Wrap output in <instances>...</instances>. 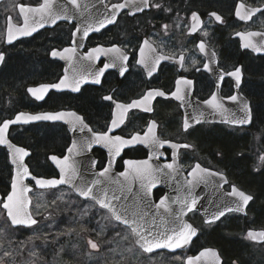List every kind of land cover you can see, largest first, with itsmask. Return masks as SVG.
I'll return each instance as SVG.
<instances>
[{"label":"flooded vegetation","instance_id":"af4514ba","mask_svg":"<svg viewBox=\"0 0 264 264\" xmlns=\"http://www.w3.org/2000/svg\"><path fill=\"white\" fill-rule=\"evenodd\" d=\"M45 3L5 0L0 4V127L19 114H68L69 126L82 139L80 144H73L72 131L61 123L13 126L8 141L29 154L25 165L30 174L47 180L58 178L53 161L63 159L71 150L74 161L68 167L80 164L82 173L99 174L104 202L111 199L109 204L122 220H116L109 208L79 198L68 188L39 190L28 181L32 188L30 215L36 223L15 226L8 213L11 209L12 216L18 217V202L7 199L15 170L8 149L0 146V264H72L71 246L79 264H90L89 253L96 255L93 264H104V252L110 250L98 244L93 249L89 243L102 237L103 232L110 244L117 242L114 247L122 241V248L130 256L131 262L117 258L119 264H188L189 259L215 264V259L208 257L197 259L210 250H217L221 264H231L212 240L240 234L242 226L236 223L247 219L254 197L246 216L231 213L208 224L200 213H189L185 222L197 230V236L187 250L146 253L136 245L133 227L152 237L172 235L173 230L183 228L179 223L184 210L175 202L169 205L166 201L161 210L150 206H157L167 196H178L177 191L168 193L165 187L179 186L183 176L174 168L161 169L167 175L160 179L165 187L153 191L151 203L133 200L134 182L121 178L130 173L125 164L147 160L150 151L141 145L127 149L115 137L138 143L134 139L138 136L151 149L157 148L152 138L179 146V171L187 179L199 165L227 177L225 193L233 187L243 191L224 170L214 169L213 140L217 130L248 140L254 137L249 133L256 128L255 139L263 144L264 0H77L76 4L47 0V7ZM118 4L124 7L115 8ZM234 72H239V82L230 75ZM53 85H59L58 89ZM216 94L222 100L242 96L252 111L251 127L211 123L186 128L184 98L192 96L197 103L206 104ZM113 121H117L115 126ZM105 135L108 142H97V137ZM205 139L211 142L207 148ZM177 151L163 147L161 162L170 163ZM110 156L117 158L112 166H108ZM89 158L95 161L93 168ZM59 189L68 190L74 197L67 211L56 206L55 191ZM125 218L135 223L129 226L122 222ZM74 221L80 228L75 236L70 224ZM158 229L163 232H156ZM113 257L108 264H114Z\"/></svg>","mask_w":264,"mask_h":264},{"label":"water","instance_id":"95a60500","mask_svg":"<svg viewBox=\"0 0 264 264\" xmlns=\"http://www.w3.org/2000/svg\"><path fill=\"white\" fill-rule=\"evenodd\" d=\"M4 1L5 0H0V4L3 3ZM245 48H251V47L243 46V49ZM251 50L255 51L256 49L251 48ZM56 88L58 89V87ZM234 97L236 98L235 100L231 98L228 100H222L220 99L219 94H216V97L212 98L206 104L197 103V101H195L192 96L185 97L184 100L182 101L183 112L185 115V119H184L185 127L186 125H187L186 128H190L198 124L214 123L218 125H228L236 128L249 129L252 125V120H253L250 105L239 94H236V96ZM57 114L60 115V119L57 120H33V119H29V117H32V115L19 114L15 118V120L8 123V127L4 132L3 142H0V146L6 147L8 149L10 155V163L15 170L13 175V182H12V193L10 196H13V200H12L13 202H18L19 218L16 217V215L9 216V218L11 222L13 220V217H15V219L17 220L25 221V223L14 224L15 226L31 227L35 225L28 223L30 220H32V217L30 215L31 200L29 197L32 188L28 186L27 184L28 181H32L35 187L39 190L58 189L63 187L68 188L79 198L85 200H89V199L95 200L100 206H101L100 202L105 201V194H104L105 191L98 185V181H97L98 177L100 176L99 174H96L95 171L94 172L89 171L87 174L82 173L81 172L82 169H80L79 166L80 164L78 162L77 163L79 165L72 164L70 167H68L70 161L71 160L74 161V159H72L71 157V150L68 151V155L63 159L56 158L53 161L55 163L58 172V178L47 180L44 178H36L32 176L28 170V167L25 165V161L27 160L29 154L24 152L26 153V155H22L21 153L17 152V149L19 148L15 147L13 144H11L8 141V131L13 126H20V125L28 126L34 123H61L63 125L68 126L72 131L73 144L74 145L80 144L82 142V139L80 136L75 134V130L69 126L68 114L66 113H57ZM248 117H250V122L244 124L238 123V121L247 119ZM3 125L1 127H3ZM140 141H144V140L140 139L138 143L130 142V144L124 145L127 149L139 145L144 147L146 146L149 148L150 151V157L147 160L131 161V162H126L125 164V167L130 169V173L128 175L125 174L121 176V178H130L134 182V185L131 187V192L135 193V196L132 197L133 200H147L149 201V203H151V201L153 200L152 197L153 191L157 188L165 187L164 185H162L160 179L165 178L167 175L164 174L161 169L169 168L167 167V165L171 164L172 165L171 168L176 169L178 171L179 176H183V182H178V184L180 183V185L177 187L173 186L171 189L165 187L168 193L177 191L178 196L176 197L167 196L164 199L165 202L167 201L169 203V205L175 202V204L178 205V207L184 210L183 221L180 220L179 223L180 226H183L182 229L184 228L193 229L190 226V224L185 222V217L191 212L200 213L205 219L206 223L208 224H213L215 222H218L222 217L231 213L240 214L242 216L247 215V209L252 203L253 197L251 196L252 200L249 201L246 206H243L242 201L239 198V193L243 191H241L237 187H233L230 193H225L223 191V186L228 184V179L224 174L211 170H206L203 169L201 166L196 165L195 168L192 170V172L189 174L187 179L179 171L180 164H179L177 150L181 147L179 146L177 147L169 143L167 144L161 143L162 146H157V148L151 149L150 146L147 145L148 143H146L145 141L142 143ZM163 147H169L177 151L174 153L170 163L161 162V160L164 159L161 152ZM72 151L74 152L75 148H73ZM116 160H117L116 157L110 156L108 166H112ZM88 164L90 165L91 168H93L95 166V161L92 158H89ZM25 168H27V173L24 172ZM68 168H73V169L72 171H70L68 170ZM86 168H89V166H87ZM38 180L42 182L55 180L58 183H56L55 185H49L47 183L38 184L37 183ZM59 181H63V183H59ZM120 184H124V182L120 181ZM13 185H15V187H13ZM174 185H176V183H174ZM88 188L92 189L89 196L85 197L81 195V192L85 191ZM234 190H235V194H233ZM139 193H145L147 196L140 198L138 196ZM245 194L248 195L247 193ZM193 200H195L194 206L191 203ZM110 201L111 199H108L107 204H109ZM164 205H161L160 203L157 206H155L154 204H150L151 207L159 208V210H161V208H163ZM229 208L233 210L228 211L227 209ZM221 212H223L224 215L219 216V218L216 219L215 217H217ZM137 232H139L148 239H151L152 236H149V233L145 232L144 230L136 231L135 233L136 236L134 241L136 245L144 251V248L141 247V244H143V240L140 239V237L137 235ZM156 232L161 233L163 232V230L158 229L156 230ZM249 232L258 234L264 231L255 230V229L249 230L247 232V237ZM196 236H197V230H195V234L190 237L189 242L180 248H174V249L156 248L152 252H146V251L145 252L157 253V252L167 251L173 253L177 251H185L189 248V246L196 238ZM248 240L251 242H256L258 244L264 243V241L260 239L253 240L248 238ZM202 254L197 259H203L204 257H208V259H215V264H221V260L218 256L217 250L205 251ZM189 260L187 261L188 264H189ZM192 264H198V263L192 262Z\"/></svg>","mask_w":264,"mask_h":264},{"label":"trees","instance_id":"16d2710c","mask_svg":"<svg viewBox=\"0 0 264 264\" xmlns=\"http://www.w3.org/2000/svg\"><path fill=\"white\" fill-rule=\"evenodd\" d=\"M255 132L256 128L253 129V133ZM213 141L216 149L217 168L224 170L234 184L254 197V201L247 219L242 224L236 223L242 226L240 234H231L223 239L215 237L212 244L220 248L231 264H252L250 259L252 255L249 254L250 244H246L240 235L251 229L264 231V166L262 169L261 167L257 168L256 160L258 158H250L249 152L253 145L248 144L249 139H242L234 134L217 130ZM209 145L211 142L205 139L204 147L207 148Z\"/></svg>","mask_w":264,"mask_h":264},{"label":"snow or ice","instance_id":"6c2138e0","mask_svg":"<svg viewBox=\"0 0 264 264\" xmlns=\"http://www.w3.org/2000/svg\"><path fill=\"white\" fill-rule=\"evenodd\" d=\"M76 2H77V0H71V3H73V4H76ZM45 7H47V0H46V3H45ZM114 7L115 8H123L124 5L118 4V5H114ZM20 11L22 13L24 12V6L23 5L20 6ZM237 14L239 15V13H237ZM193 19H196L195 15L193 16ZM216 19L220 20L221 18L219 16H217ZM109 22H111V21H109ZM23 34L27 35V34H30V33L24 32ZM86 34L87 33H85V35ZM11 39H12V36H11V32H10L9 33V42H11ZM201 48H203V45H201ZM54 55H55V53H54ZM2 60H3V56L0 55V61H2ZM230 75L235 76L236 79H237V82H239V79H240L239 72L230 73ZM96 82L98 83L99 81L97 80ZM61 83H63V81ZM52 87H59V85H53ZM75 90H78V88L75 89ZM30 91L34 92L35 90L30 89ZM159 94L163 95L162 92L159 93ZM151 95L152 94L149 93V96H151ZM42 98H43L42 96H38L37 97V99H42ZM106 99H111V97H106ZM231 99L235 100L236 98L235 97H231ZM132 106H135V104L132 105ZM117 107L118 108H122L124 106L123 105H117ZM29 119H33V120H57V119H60V115L59 114H55V115L54 114L37 115V116L29 117ZM248 122H250V117H248L247 119L238 121V123H241V124L248 123ZM8 123L9 122H5L3 127H0V142H3L4 132H5V130L8 127ZM116 123H117V121H113V125L114 126H115ZM186 127H187V125H186ZM134 139L137 140V141L140 140V138L138 136L135 137ZM108 140H109V138L106 135L97 137V142H100V141L108 142ZM115 140L120 141L121 145L130 143V141L121 140V138L119 136L115 137ZM140 142L143 143L144 141H140ZM151 143L154 146H162V144L160 142H158L155 138H152ZM183 147H188V146L187 145H183ZM115 150L118 153L119 152V147H116ZM110 151H111V149H110ZM17 152L21 153L22 155H26V153H24L23 149H17ZM53 159H55V157H53ZM261 159H264V157H262ZM167 167L171 168L172 165L169 164V165H167ZM105 171H107V169H105ZM24 172L27 173V168L24 169ZM101 174H103V173H101ZM141 174H144V173H141ZM37 183L38 184L47 183L49 185H55L58 182L55 181V180L46 181V182H42V181L38 180ZM59 183H63V181H59ZM13 187H15V185H13ZM91 191H92V189L88 188L85 191H82L81 195H83L85 197H88L89 194L91 193ZM233 194H235V190H234ZM239 198L242 201V205L243 206H246L248 204V202L252 200V197L250 195H246L243 192L239 193ZM7 199L9 201H12L13 200V196H8ZM100 203H101V207L109 208L112 211V213L115 216L116 220H122V217L119 214H117V211H116V209L114 207H112L110 204L104 203L103 201H101ZM191 203L194 206L195 205V200H193ZM160 204L161 205L165 204V199L164 198H162L160 200ZM4 207L5 208H9V205L8 204H4ZM227 210L228 211H232L233 209L229 208ZM8 215L9 216L13 215L11 209L9 210ZM222 215H224L223 212L219 213V215L217 217H215V218L218 219L219 216H222ZM12 222H13V224L25 223V221L17 220V219H15V217H13ZM122 222L125 223V224H129V226H132L135 223V221H133L130 224L129 221L126 218L123 219ZM28 223L35 224L36 221L35 220H30ZM133 231L134 232L137 231L135 227H133ZM194 234H195V230L194 229L184 228V229H181L180 231L173 230L172 235H164L162 237H152L151 239H148L145 236H143L142 234H140L139 232H137V235L140 237L141 240H143V244H141V247H143L144 251H146V252H152L156 248H172V249H174V248L183 247L185 244H187L189 242L190 237L192 235H194ZM248 238L253 239V240L260 239V240L264 241V232H261V233H258V234H254L252 232H249L248 233ZM89 243H90V245H91V247L93 249L97 248V244L96 243H94L92 241H89ZM189 264H192L191 260H189Z\"/></svg>","mask_w":264,"mask_h":264},{"label":"rangeland","instance_id":"374dc122","mask_svg":"<svg viewBox=\"0 0 264 264\" xmlns=\"http://www.w3.org/2000/svg\"><path fill=\"white\" fill-rule=\"evenodd\" d=\"M249 134L250 135L254 134L253 135L254 137H250V139L248 141L249 142L248 144L253 145V147H252L253 151L251 150L249 152L250 158L257 157L258 159L256 160L257 161L256 166H257V168L261 167V169H262V167L264 166V159H261V158L264 157V146H263V144L258 143L256 141L255 133L252 132V133H249ZM188 160H189V157H188ZM191 163H192V161H191ZM214 169L222 172V170L220 168H217V164L214 167ZM73 198L74 197L72 196V194L68 190L59 189V190L55 191V203H56V206L61 208L62 210L67 211L68 207L72 206L73 202L71 200H73ZM78 223L79 222H75V221L70 223L71 227H72V231H73L72 232L73 236H75L74 233H76V232H78L80 230ZM88 233H91V232H89V228H88ZM237 235H239V234H237ZM104 236H105V233L103 232V236L102 237L101 236H97V239L95 238L96 240L93 239L94 243H96L98 245H101V247H104L106 250H110V251H105L104 252V254H105V256H104L105 257L104 258V260H105L104 264H108L109 260H111L113 256H115V258L113 257L114 258L113 259L114 260V264H119L118 261H117V258H119V259H127L128 262H131L128 259V258H130V256L128 255V253H126V251L121 246L122 241H118V242H120V245H116V247H114V243L116 241L112 245V244H110L109 241H107L105 239ZM240 237L244 240V242L246 244H250L249 254L252 255V257L250 258L251 261L253 262L252 264H264V243L259 245V244L250 242L248 240V237L246 236L245 233L243 235H240ZM129 244L126 243L125 246L128 247V249L132 248V250H133V247L130 246ZM111 249H113L112 252H111ZM70 251L72 253L71 254L72 255V257H71L72 258V264H79L80 263L79 260L78 259L76 260V258H75L76 255L74 254L75 253L74 247L71 246L70 247ZM88 252H89V250H88ZM76 254H78V252H76ZM88 255H89L87 257V258H89L88 263H90V264L95 263L94 261H95L96 255L94 253H89ZM138 262H139V260H138ZM110 264H111V262H110Z\"/></svg>","mask_w":264,"mask_h":264}]
</instances>
